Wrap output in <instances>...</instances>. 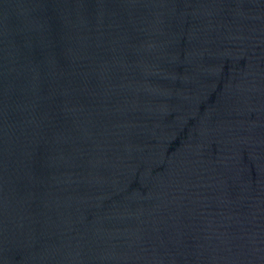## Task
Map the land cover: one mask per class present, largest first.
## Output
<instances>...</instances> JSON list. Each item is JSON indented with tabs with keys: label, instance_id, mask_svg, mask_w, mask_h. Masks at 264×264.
I'll list each match as a JSON object with an SVG mask.
<instances>
[{
	"label": "water",
	"instance_id": "water-1",
	"mask_svg": "<svg viewBox=\"0 0 264 264\" xmlns=\"http://www.w3.org/2000/svg\"><path fill=\"white\" fill-rule=\"evenodd\" d=\"M0 264H264V0H0Z\"/></svg>",
	"mask_w": 264,
	"mask_h": 264
}]
</instances>
